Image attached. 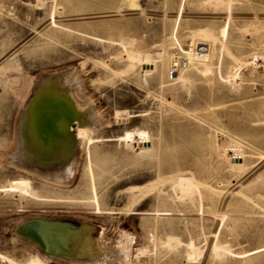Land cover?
<instances>
[{"label": "rangeland", "instance_id": "rangeland-1", "mask_svg": "<svg viewBox=\"0 0 264 264\" xmlns=\"http://www.w3.org/2000/svg\"><path fill=\"white\" fill-rule=\"evenodd\" d=\"M206 1L0 0L1 255L22 264H264V0ZM228 24L221 68L210 51L182 71L188 85L169 78L162 60L183 55L175 40L188 50L191 38L219 39ZM52 76L96 124L84 127L95 128L90 144L76 138L73 171L60 180L12 157L23 113ZM41 220L89 227L115 251L108 260L48 257L18 231ZM168 238L177 250L164 247Z\"/></svg>", "mask_w": 264, "mask_h": 264}, {"label": "bare ground", "instance_id": "bare-ground-1", "mask_svg": "<svg viewBox=\"0 0 264 264\" xmlns=\"http://www.w3.org/2000/svg\"><path fill=\"white\" fill-rule=\"evenodd\" d=\"M207 1L216 2L219 7H220V5H225V2L226 3L228 2V5H230L231 2H233V0H207ZM55 3H56V0H55ZM52 24H53V22H52ZM116 26L117 25L111 26L109 28V30H112ZM60 28H62V27H60ZM229 29H230V26L228 24L227 26H225V29L223 30V33L219 39L216 38L213 35V33H210V32H205L202 35L198 36V38L196 37L198 40L195 37L191 38V39L189 38L190 40L188 39L189 40L188 43L187 44L185 43V45L187 46L186 48H188V50L183 49L184 45H182V44L184 42L181 44L180 41L175 40L177 43L176 45L180 48V50H182L183 55H181V56L176 55V57H175L173 54L167 53L166 56L164 57V59L163 60L161 59L162 61H164V66L166 67V69L169 67V71H170L171 65L174 63V60L177 58H181V57L186 58L187 57L188 60H190V62L185 69H181L178 71V73L175 75L176 78L175 77L170 78V76H169V78L170 79L175 78V80H177L176 82L180 81V83L184 84L185 86L188 85L190 82L189 77H186L182 71H186V69L189 66L194 70L200 68L201 61L206 59V56L210 54V51H214V52L216 51L217 52V54L219 56L218 60L220 63V68H221L222 61L220 59L225 54L227 55L230 53L229 52V46H228L229 43H228V40H226L227 35L229 33ZM252 34H255V33H252ZM119 39H118L119 42L122 43L124 46H126V47L129 45L133 46L134 42H132V40H129L127 37L126 38L121 37ZM159 46H160V44H159ZM200 47H203L205 49V54L203 55L204 59H202V60L199 59L198 54H197V51L199 50ZM149 51H150V49H149ZM101 66L103 67L104 65L101 64ZM132 67H133V65H132ZM0 69H1V67H0ZM9 69L11 70V68H9ZM6 70L8 71V69H6ZM13 72H14V70H13ZM56 76H52L49 79H45L43 81L41 80V82L38 83L39 84L38 90H37L38 93L35 96V99L33 100V102L31 104H29L30 106L28 108H26V110L24 111L23 116L20 120V123H19L20 126H19V130H18L19 131L18 132L19 133L18 134L19 135L18 143L20 146H19V149L16 150V152L14 153V155L12 157H13V160H15V162L18 161L19 164H21L23 166V168L29 172L34 171V172H36L37 175L39 174L40 176H45V177H48L49 179L54 178V179L60 180V179H64V178L66 179V177H69L73 171V165L75 163L74 153H75V148H76V142H75L76 138L77 137L78 138L81 137L83 139L86 138V139H88V142H89L87 144H90L91 139H89V135L93 132V130L95 128L92 129L93 128L92 127L91 129H86L84 127L85 126L88 127L87 124L89 122H91L92 125H94L95 122H94V118H92L93 117L92 115L94 113L92 114L90 109H87L86 113L79 111V109H77V108L80 107V109L82 110L81 103H78L80 105H78L76 103H72L70 101V99H68L66 97V89L62 88L64 86V84L62 85V83L59 82V79ZM14 78H15V76H14ZM223 79L225 82L227 81L228 83H230L234 88H238L240 85V79L231 73H226V75L223 77ZM62 80L63 79H61V82H62ZM60 84L62 85V87L60 86ZM182 84H181V86H182ZM160 86H161V89H164L165 83H162ZM69 92H70V90H69ZM32 97L33 96H31V98ZM30 100L28 103H30ZM75 100H76V98H75ZM77 105H78V107H77ZM88 110L91 113V115H89V117L87 115V114H90V113H87ZM120 114H121L120 112H116L114 117L118 118V115H120ZM94 127H96V124L94 125ZM95 134H93V135H95ZM81 147H82V144H81ZM148 150L149 149L147 146H144L142 149V151L145 153H148L149 152ZM13 160H12V162H13ZM90 173H91V171H90ZM171 178L174 179V177H166L163 179L160 178L159 180L162 181V183H160V181H158L157 183L163 184V182L164 183H166L167 181L171 182L172 181ZM91 185H92V183H91ZM154 185H155V183H154ZM23 186H24V184H23ZM94 187H95V185H94ZM94 187H93V189H94ZM86 188H88V187H86ZM134 188L138 189L136 187H134ZM134 188H131V190L135 191ZM138 190H140V189H138ZM158 190H159V188H158ZM88 195H89V193H88ZM137 195H140V194H137ZM137 195H135V196H137ZM92 196H91V199L93 198ZM135 196L133 194L134 199H135ZM141 196H143L142 192H141ZM85 197H83V198H85ZM133 197H131V198L133 199ZM136 198H137V200H139L138 196ZM65 199H66V197H65ZM89 199H90V197L88 198V200ZM91 199H90V201H92ZM93 201H96V200H93ZM97 201H98V199H97ZM75 228L76 227H74V229H70L69 227L64 226L58 222H54V221H50V220H41V221H36V222L33 221L32 223L22 225L19 227L18 231L21 232L22 234L26 235L32 241H36L40 245L43 253L48 257L57 256V257L73 258L76 256H81V257L84 256L88 259H91V261H92V259L94 257H96L97 255L100 254V255H102V257H103V255L107 256V260H108V255L113 254V252L115 251L114 249L110 250L107 247V245L105 244V241L102 237L99 236L97 239L92 238L91 237V230L89 227H83L81 229H75ZM176 240L177 239H174V238H168L167 241L164 243L165 244L164 247L168 246L170 249L171 247L175 246L173 249L177 250L178 248L176 249V246H177L176 244L179 243L178 242L179 240H177V241ZM174 241H176V244ZM215 247H220V246L215 245ZM223 250H224V248H223ZM216 251H217V249H216ZM216 251L215 252L213 251L214 252L213 254L215 256H216L215 253H217V255L219 254ZM222 252L225 253L224 251H222ZM123 253L126 254L128 252L124 251ZM226 253H227V251H226ZM0 264H22V263H19L17 261H13V260H11V259L0 254ZM29 264H37V261H32Z\"/></svg>", "mask_w": 264, "mask_h": 264}, {"label": "built area", "instance_id": "built-area-1", "mask_svg": "<svg viewBox=\"0 0 264 264\" xmlns=\"http://www.w3.org/2000/svg\"><path fill=\"white\" fill-rule=\"evenodd\" d=\"M199 59H202L203 55L205 54V49L200 47L197 51ZM190 60L186 57L177 58L174 60V63L171 65L169 76L170 78L175 77L179 70L185 69L189 64Z\"/></svg>", "mask_w": 264, "mask_h": 264}]
</instances>
